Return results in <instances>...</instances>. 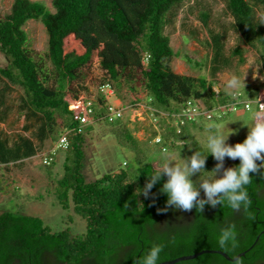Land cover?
I'll list each match as a JSON object with an SVG mask.
<instances>
[{
    "label": "trees",
    "instance_id": "obj_1",
    "mask_svg": "<svg viewBox=\"0 0 264 264\" xmlns=\"http://www.w3.org/2000/svg\"><path fill=\"white\" fill-rule=\"evenodd\" d=\"M184 1L52 0V12L40 2L14 0L10 13L0 19V52L7 60V66L0 68V81L5 84L0 91V110L5 105V93L19 87L23 95L18 109L26 122L24 130H33L31 136L13 137L0 130V166L37 155L47 139L58 134L54 146L68 130L69 145L62 149L66 152L64 173L57 181L56 196L62 209H72L86 228L82 235L73 234L69 228L54 232L40 217L3 212L0 264H136L156 244L163 247L161 263L203 250L223 251L234 258L255 242L237 262H228L218 254H204L177 264H264V169L253 174L247 186V209L205 205L203 212L196 208L178 210L167 205L168 197L160 191L167 177L147 197L138 195L153 164L145 161L138 140L124 126L119 135L128 144L119 140L137 153L139 167L133 171L120 169L92 181L85 175L89 161L86 125L80 128L66 99H77L88 91L86 78L94 65L98 64L117 87L125 83L130 90H144L150 99L147 106L155 109L157 116L159 111L168 115L156 124L164 125L163 131L155 133V138H161L155 143L162 152L187 147L188 129L196 123L187 122L178 133L171 116L180 113L189 100H202L209 109L231 100L221 90L213 91V83L207 79L178 74L172 68L175 54L164 34L165 27L173 22L168 15ZM222 1L234 20L231 28L239 41L252 49H263L264 63V23L255 12L256 6L264 10V0ZM200 19L208 27L209 16L202 13ZM30 20H39L46 29L49 68L28 49L24 26ZM209 35L213 54L210 70L215 76L229 59L224 54L225 34L211 30ZM243 54L241 46L232 51L241 64L245 62ZM184 60L189 65L195 63L188 55ZM254 92L256 97L258 90ZM246 93L249 98L254 95ZM106 111L105 99L99 95L92 122L105 120L120 126L123 117L109 121ZM197 150L206 151L195 141L191 155ZM54 159L46 166L52 167ZM239 163L237 158L232 167ZM216 164L209 155L202 175L213 174L207 171ZM232 226L235 245L220 247L221 229Z\"/></svg>",
    "mask_w": 264,
    "mask_h": 264
},
{
    "label": "rangeland",
    "instance_id": "obj_2",
    "mask_svg": "<svg viewBox=\"0 0 264 264\" xmlns=\"http://www.w3.org/2000/svg\"><path fill=\"white\" fill-rule=\"evenodd\" d=\"M13 1L0 0V19L10 13ZM30 1L43 3L54 12L52 0ZM255 12L258 17H264V10L260 6L255 7ZM202 13L209 16L208 27H205L200 19ZM168 18L173 22L165 27L164 34L169 39L175 54L172 62L174 72L195 78H205L213 83V91L221 90L231 97L234 92H242V100L249 98V93L246 91H250V94L254 93L250 96L255 99L254 90H264L263 49H252L239 41V35L231 28L234 20L228 14L222 0H185L173 9ZM24 30L28 37V49L36 58L43 59L42 62L49 68L50 65L45 56L48 35L44 25L39 20H30L25 24ZM211 30L225 34L223 35L224 54L229 59V64L222 65L221 70L215 76H212L210 70L213 55L209 44ZM236 46L244 49L245 62L242 64L239 62V57L232 56V51ZM185 55L191 57L195 63L187 64L184 60ZM196 63L201 66L198 67ZM6 66L7 60L0 52V68ZM233 76L240 80V86L236 90H231L226 85V81ZM103 83H110L115 88L116 99L122 102V105L121 103L116 104L124 108L123 119L120 126L116 127L105 120L94 121L85 126L86 152L89 160L85 167V175L91 181L120 169L133 171L139 167L136 161L137 153L129 146L121 144L122 142L128 144L125 138L119 135V131L121 132L124 126L138 140L140 153L146 158L145 161L154 165L165 156L177 163L185 162L191 156L195 141L206 149L207 137L216 129L221 132L232 130L227 142L233 146L241 143L249 133L247 125H251L257 117V109L253 104L251 110L241 114L229 113L222 118L215 117L211 121L200 119L195 126L189 127L187 147L184 150L168 148L166 152H162L160 146L155 143V133L163 131V123L156 125L162 115L157 116L156 112L149 111L147 105L150 99L144 90L138 87L136 90H130L125 83L117 87L106 72L96 64L88 72L86 78L88 91L82 96L98 99L97 89ZM4 88L5 84L0 81V91ZM22 95L23 92L19 87H11L3 97L5 105L0 110V130L8 136L13 137L16 134L31 136L32 134L33 130L28 132L24 130L26 122L18 109ZM216 105L217 103L214 106ZM154 118L157 120L155 121ZM57 135L47 139L37 155L15 164L0 166V214L9 211L37 216L54 232L69 228L73 234L82 235L86 231L85 222L75 215L72 209L63 210L56 196L57 181L64 173L66 152L59 151L52 167H47L43 163V153L53 146ZM233 162V159L226 157L224 167H232ZM213 175L205 174L202 177L208 178ZM192 179L198 180L199 174L193 176ZM201 198H204L203 190H201Z\"/></svg>",
    "mask_w": 264,
    "mask_h": 264
},
{
    "label": "clouds",
    "instance_id": "obj_3",
    "mask_svg": "<svg viewBox=\"0 0 264 264\" xmlns=\"http://www.w3.org/2000/svg\"><path fill=\"white\" fill-rule=\"evenodd\" d=\"M261 23H264V17L261 18ZM226 85L229 89L236 90L240 86V80L233 76L226 81ZM247 126V138L234 146L227 142L232 130L221 132L216 129L207 137L206 151H195L183 163H177L167 156L163 157L153 165L152 172L138 195L142 193L147 197L151 189L167 177L160 191L167 195L166 203L170 207L183 211L196 208L201 212L205 205H226L235 211L247 209L250 204L247 186L251 184L253 174L261 173V169H264V116H258ZM209 155L218 163L212 171H207L214 175L204 178L202 170L206 171L205 165ZM226 157L233 160L238 158L239 165L225 168ZM197 174L199 179L194 181L192 177ZM201 190L204 198H201ZM235 242L234 226L221 229L218 236L220 247H228L230 244L234 246ZM162 251V245H153L136 264H161Z\"/></svg>",
    "mask_w": 264,
    "mask_h": 264
},
{
    "label": "built area",
    "instance_id": "obj_4",
    "mask_svg": "<svg viewBox=\"0 0 264 264\" xmlns=\"http://www.w3.org/2000/svg\"><path fill=\"white\" fill-rule=\"evenodd\" d=\"M97 92L105 99V107L107 109L106 117L109 121L123 117L124 108L123 106H118L116 104V92L110 83L101 84L98 87ZM242 95V92H234L228 103L218 104L211 109H209L206 105H203L204 103L202 104V101L200 100H189L180 113L173 114L171 116L174 119L173 124L177 127V132L180 133L181 127L187 122L197 123L200 118L211 121L214 120L215 117L222 118L229 113H244L251 110L253 104L257 109L256 116H264V90H259L255 99L248 98L247 100H242ZM66 102L68 103L69 109L72 111L81 129L83 126L93 121L95 108L94 98L81 95L77 99H66ZM147 108L151 112H156V110L152 107L147 106ZM159 114L168 118L166 113L160 112ZM154 119L155 121L157 120L156 118ZM68 133L69 131L65 130L56 144L46 153H43L44 164L49 165L59 150L66 149L68 147ZM155 141L156 143H160L161 138L157 136Z\"/></svg>",
    "mask_w": 264,
    "mask_h": 264
},
{
    "label": "water",
    "instance_id": "obj_5",
    "mask_svg": "<svg viewBox=\"0 0 264 264\" xmlns=\"http://www.w3.org/2000/svg\"><path fill=\"white\" fill-rule=\"evenodd\" d=\"M259 237L260 236H258L257 240L259 239ZM255 243L248 250H246L244 252H241L240 254L235 256L234 258L230 257L228 254H226L223 251H219V250H203V251L198 252L196 254L189 255V256H182V257L176 258V259L171 260V261L162 262L161 264H177L179 262L190 261V260H194V259H196L199 256H202L204 254H218V255H221L222 257H224L228 262H237L240 258L244 257L246 255V253L249 252L255 246Z\"/></svg>",
    "mask_w": 264,
    "mask_h": 264
},
{
    "label": "crops",
    "instance_id": "obj_6",
    "mask_svg": "<svg viewBox=\"0 0 264 264\" xmlns=\"http://www.w3.org/2000/svg\"><path fill=\"white\" fill-rule=\"evenodd\" d=\"M120 101H121L120 99H116V103H119V104L121 103V105H122V102H120ZM238 114H241V113H238ZM48 150H50V149H48ZM48 150H47V151H48ZM47 151H45V152H47ZM45 152H44V153H45Z\"/></svg>",
    "mask_w": 264,
    "mask_h": 264
},
{
    "label": "flooded vegetation",
    "instance_id": "obj_7",
    "mask_svg": "<svg viewBox=\"0 0 264 264\" xmlns=\"http://www.w3.org/2000/svg\"><path fill=\"white\" fill-rule=\"evenodd\" d=\"M264 195V194H263Z\"/></svg>",
    "mask_w": 264,
    "mask_h": 264
}]
</instances>
